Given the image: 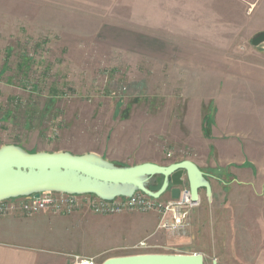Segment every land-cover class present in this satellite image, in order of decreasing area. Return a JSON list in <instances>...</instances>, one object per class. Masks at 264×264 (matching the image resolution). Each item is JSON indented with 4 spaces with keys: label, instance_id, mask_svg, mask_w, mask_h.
Instances as JSON below:
<instances>
[{
    "label": "rangeland",
    "instance_id": "rangeland-1",
    "mask_svg": "<svg viewBox=\"0 0 264 264\" xmlns=\"http://www.w3.org/2000/svg\"><path fill=\"white\" fill-rule=\"evenodd\" d=\"M172 2L184 20L174 30ZM262 32L264 0H0V146L79 155L94 148L134 161L143 140L160 165L192 157L212 166L217 153L211 142L203 140L201 156L173 145L174 121L186 116L180 104L199 96L210 122L223 104L264 127V94L249 85L257 73L264 75V44L252 45ZM178 35L186 43L175 45ZM178 57L193 59L194 70L202 60L203 73L177 77ZM234 69L242 76H233ZM221 136L239 143L237 131ZM129 137L134 148L114 146V139ZM202 172L212 197L200 191L199 205L178 232L159 228L155 212L96 215L84 208L75 244L60 241L57 248L73 247L98 264L120 256L194 253L205 264H224L263 248L264 182L243 185L230 169ZM186 190L184 175L180 191ZM161 199H172L171 190ZM53 228H46L51 238ZM145 239L151 248L136 249Z\"/></svg>",
    "mask_w": 264,
    "mask_h": 264
},
{
    "label": "crops",
    "instance_id": "crops-1",
    "mask_svg": "<svg viewBox=\"0 0 264 264\" xmlns=\"http://www.w3.org/2000/svg\"><path fill=\"white\" fill-rule=\"evenodd\" d=\"M170 8L173 17L175 11L177 14L182 13L181 7H178L175 2H172ZM180 22L183 23L184 20L175 16L172 20V30L177 28L175 25L181 26L182 23ZM173 41L175 45L186 43L184 42L186 39L181 35L175 36ZM176 61H178V64L175 65L174 70L178 72L177 77L184 78L186 75L203 73L202 60L197 61L201 62L197 70L193 69L192 61L194 60L191 58L182 61L178 57ZM236 71L238 70H233V76H242L240 72L236 74ZM256 76L255 85H249H252L251 87H254L252 90H256L258 94H264V75L257 73ZM181 103V109H185L187 113L185 112L186 116L183 119L178 120L176 118L174 121L172 128L173 145L182 147L185 149L184 151L194 149L199 153L197 156H201L207 149L203 140L211 142V150L217 153V160L214 165L204 168L203 164L195 158L190 157L189 159L201 169L207 170L209 175L216 170L230 169L231 174L234 175L238 183L243 185L264 182V127L259 126V119L255 117H248L247 119L242 116L237 117L227 105L218 104L215 108V122H212L209 126L211 136L208 137L205 133L206 124L204 122L205 117H207V114H205L207 103L204 102V99L197 96L194 100L186 99ZM178 106L179 104L176 105V107ZM173 107L174 105H172ZM236 131L240 135V139H237L239 143L236 139H221L224 132L232 133ZM178 132L181 133V139L176 138ZM113 142L115 147L120 146L124 151L128 148H134L135 145V141H132L130 137L123 140L116 138ZM145 144V141L142 140L140 152L135 156L134 161H127L130 156H107L106 151L94 148L85 150L81 154L96 152L104 158L120 164V166L144 162L160 164L159 160L150 159L149 153L144 149ZM85 220V214L80 211L71 215H57L51 212H41L31 216H26L20 212L0 215V264H70L71 256L78 255V252H75L73 247L69 250V243L75 244L74 231L75 229H81ZM50 226L54 227L52 238L46 232V228ZM138 226L144 227V223H142V226ZM60 241H67L68 248L62 247V250L57 248L62 246ZM222 263L264 264V247L257 252H250L249 250L245 255H236L231 260L230 258L224 259ZM217 264H220V261Z\"/></svg>",
    "mask_w": 264,
    "mask_h": 264
},
{
    "label": "water",
    "instance_id": "water-1",
    "mask_svg": "<svg viewBox=\"0 0 264 264\" xmlns=\"http://www.w3.org/2000/svg\"><path fill=\"white\" fill-rule=\"evenodd\" d=\"M264 44V32L252 39V45ZM186 175L193 203L200 202V191L212 197L207 175L192 160L168 166L152 162L116 165L96 152L73 154L68 151L31 153L21 146H0V203L13 199L39 197L42 193L94 195L113 201L143 193L162 198L173 186L172 197H180ZM163 180L161 185L160 181ZM158 188L154 190L153 188ZM103 264H205L201 253L138 254L112 257ZM213 264H217L214 260Z\"/></svg>",
    "mask_w": 264,
    "mask_h": 264
},
{
    "label": "built area",
    "instance_id": "built-area-1",
    "mask_svg": "<svg viewBox=\"0 0 264 264\" xmlns=\"http://www.w3.org/2000/svg\"><path fill=\"white\" fill-rule=\"evenodd\" d=\"M12 201V202H11ZM193 203L189 190L181 191L180 197L163 200L153 199L143 193H135L131 198H118L113 201L101 200L94 195H68L62 193H42L39 197L13 199L0 203V215L21 212L26 216L41 212L71 215L84 208L96 215H116L127 212H155L160 217L159 228L175 232L182 228L199 205ZM151 248L145 239L136 249ZM70 264H98L95 259L72 255Z\"/></svg>",
    "mask_w": 264,
    "mask_h": 264
},
{
    "label": "trees",
    "instance_id": "trees-1",
    "mask_svg": "<svg viewBox=\"0 0 264 264\" xmlns=\"http://www.w3.org/2000/svg\"><path fill=\"white\" fill-rule=\"evenodd\" d=\"M210 119H209V117L207 116V117H205V120H204V122H205V124H206V127H205V133H206V135L208 136V137H210L211 136V130H210V128H209V126L212 124V122H210L209 121ZM154 190H157L158 188H153Z\"/></svg>",
    "mask_w": 264,
    "mask_h": 264
},
{
    "label": "flooded vegetation",
    "instance_id": "flooded-vegetation-1",
    "mask_svg": "<svg viewBox=\"0 0 264 264\" xmlns=\"http://www.w3.org/2000/svg\"><path fill=\"white\" fill-rule=\"evenodd\" d=\"M160 183H161V185H162V183H163V180H161V181H160ZM172 189H173V186H172V185H170L169 191L171 190V193H172ZM213 262H214V261H213Z\"/></svg>",
    "mask_w": 264,
    "mask_h": 264
}]
</instances>
